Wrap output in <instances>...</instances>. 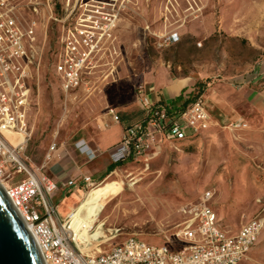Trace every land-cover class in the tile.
<instances>
[{"label": "rangeland", "instance_id": "374dc122", "mask_svg": "<svg viewBox=\"0 0 264 264\" xmlns=\"http://www.w3.org/2000/svg\"><path fill=\"white\" fill-rule=\"evenodd\" d=\"M111 3L115 16L108 44L114 50L103 51L95 73L87 76L92 79L87 82L90 91L97 78L105 85L88 104L82 95L63 93L58 87L53 66L58 24L48 19L41 3L38 14L26 15L36 22V63L30 82V139L23 153L34 169L42 166L40 172L46 174L50 144L77 139L97 101L127 99L149 68L198 77L193 95L203 86L198 95L205 102L216 91L229 104V117L213 116L201 133L165 142L155 154L121 163L84 188L70 220L76 245L82 252L100 253L127 236L152 244L174 240L189 216L187 207L204 192L211 193L218 221L228 229H237L252 217L264 219V103L252 104L238 87V77L254 71L264 55V49L255 47L264 46V0ZM230 4L245 16H254L252 31L225 32L223 12ZM63 210L64 206L61 216ZM238 264H264V225Z\"/></svg>", "mask_w": 264, "mask_h": 264}, {"label": "built area", "instance_id": "2783aa9c", "mask_svg": "<svg viewBox=\"0 0 264 264\" xmlns=\"http://www.w3.org/2000/svg\"><path fill=\"white\" fill-rule=\"evenodd\" d=\"M111 1L58 0L61 16L57 17L55 0H0V183L32 234L44 264H238L254 245L264 219L252 217L237 230L228 229L218 221L210 192L187 207L189 216L173 235L182 242L174 238L152 244L127 236L104 252L80 251L70 226L73 210L65 217L59 215L57 205L50 201L57 184L40 172L42 166L34 169L23 153L30 139V82L36 63V22L26 15L38 14L41 3L48 19L58 24L54 73L60 90L70 93L87 87L91 81L87 76L95 73L103 51L114 50L108 44L115 16L109 10L114 5ZM136 92L144 118L127 127L121 140L109 149L114 165L145 158L150 147L190 138L213 122L201 96L183 107V99L151 103L142 87ZM107 111L115 121L119 119L113 107ZM6 133L19 140L11 143ZM77 145L81 153L93 158L85 145ZM57 148L53 142L48 151L53 153ZM81 181L84 188L92 185L89 177Z\"/></svg>", "mask_w": 264, "mask_h": 264}, {"label": "crops", "instance_id": "0c3cea01", "mask_svg": "<svg viewBox=\"0 0 264 264\" xmlns=\"http://www.w3.org/2000/svg\"><path fill=\"white\" fill-rule=\"evenodd\" d=\"M223 13V29L231 34L252 31L251 25L256 23L254 16H247V14L245 16L238 8H234L233 4L229 5L228 10L224 9ZM255 47L264 49V46L260 45ZM253 70L248 75L238 77V87L245 98L257 106L264 103V55ZM254 75L257 78H254ZM89 80L92 79L89 78ZM198 80V77L176 76L166 68H149L142 72L141 80L136 86L133 84V90L142 87L144 95L151 103L160 101L175 103L179 101L177 98L180 95L192 93ZM94 85L92 91L89 87L83 86L71 93L82 95L86 104L92 103L96 101L95 96L98 91L105 86L100 78L95 80ZM101 101L95 103L92 118L85 123L80 136L77 139L63 141L53 153H49L46 175L57 184V190L51 194L50 201L57 205L58 213L64 206V215L59 214L61 217L67 216L74 209V204L84 189L82 177H89L94 182L117 166H114L109 159V149L121 140L125 127L140 121L143 116L137 93L134 91L125 100L108 99L105 103ZM203 103L212 121L213 116L219 119L229 117L226 116L229 104L216 91L208 94ZM87 107L90 106L86 105ZM108 107H113L118 114L117 121L107 111ZM77 143L85 145L92 152L93 158H88L81 153ZM163 144L150 147L145 158L155 154ZM67 181H73L74 184L65 185Z\"/></svg>", "mask_w": 264, "mask_h": 264}, {"label": "water", "instance_id": "95a60500", "mask_svg": "<svg viewBox=\"0 0 264 264\" xmlns=\"http://www.w3.org/2000/svg\"><path fill=\"white\" fill-rule=\"evenodd\" d=\"M0 264H44L40 249L1 183Z\"/></svg>", "mask_w": 264, "mask_h": 264}, {"label": "trees", "instance_id": "16d2710c", "mask_svg": "<svg viewBox=\"0 0 264 264\" xmlns=\"http://www.w3.org/2000/svg\"><path fill=\"white\" fill-rule=\"evenodd\" d=\"M203 90V86H201L200 87V89H199V91L196 93V94H194L193 95V92L192 93H188L187 94V96L185 97V98H183L182 97V95H180L177 99L178 100H182L183 99V107L188 103V102H190V101H192V100H194L195 98H197L199 95V93L201 92ZM142 114H143V116H142V118H141V120L144 118V112L142 111ZM140 120V121H141ZM140 121H138V122H140ZM137 123V122H136ZM129 127V126H128ZM127 127H125V129H126ZM115 166V165H114ZM113 166V167H114Z\"/></svg>", "mask_w": 264, "mask_h": 264}, {"label": "bare ground", "instance_id": "6f19581e", "mask_svg": "<svg viewBox=\"0 0 264 264\" xmlns=\"http://www.w3.org/2000/svg\"><path fill=\"white\" fill-rule=\"evenodd\" d=\"M6 137H8L9 141L13 144H15L19 139H16V137L11 136L10 134L6 133ZM78 247V246H77ZM79 248V247H78ZM80 249V248H79ZM81 251V250H80Z\"/></svg>", "mask_w": 264, "mask_h": 264}]
</instances>
